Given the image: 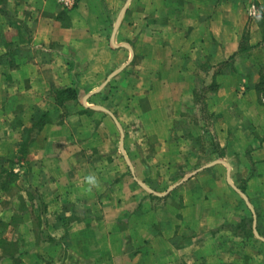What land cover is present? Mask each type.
<instances>
[{
	"label": "crops",
	"instance_id": "1",
	"mask_svg": "<svg viewBox=\"0 0 264 264\" xmlns=\"http://www.w3.org/2000/svg\"><path fill=\"white\" fill-rule=\"evenodd\" d=\"M263 29L264 0H0V264H264ZM201 84L223 157L186 140Z\"/></svg>",
	"mask_w": 264,
	"mask_h": 264
},
{
	"label": "rangeland",
	"instance_id": "2",
	"mask_svg": "<svg viewBox=\"0 0 264 264\" xmlns=\"http://www.w3.org/2000/svg\"><path fill=\"white\" fill-rule=\"evenodd\" d=\"M197 89H198L197 98L198 100H200L199 101L200 106L198 108L203 109L204 113L202 114L194 113V111H191L186 114L185 117V121L187 122L186 126L193 127L197 132L196 135H192L191 132H186L185 136H186V140H188L191 144L199 145L198 147L200 151L198 150V153H200V156H202L203 152H206L210 146L213 145L219 146L217 140L213 136V133L215 132L214 128L217 126L219 119L215 115H212L210 112H208V108L206 106V100L208 95L210 94L207 92L208 87H205L203 86V84H201L200 86L197 87ZM188 133H190L191 135H189ZM204 137H206V139ZM218 146H217V152L218 154H222L223 152L221 153ZM212 150L214 151V149H211V151ZM17 189L14 188V190Z\"/></svg>",
	"mask_w": 264,
	"mask_h": 264
},
{
	"label": "trees",
	"instance_id": "3",
	"mask_svg": "<svg viewBox=\"0 0 264 264\" xmlns=\"http://www.w3.org/2000/svg\"><path fill=\"white\" fill-rule=\"evenodd\" d=\"M263 36H264V29H263ZM248 41H249V35H248V33L247 34L245 33V35L243 37V41L241 42V46L239 48V52L240 53H243V52L246 51V48H245V45L244 44L246 42H248ZM234 57L235 56H232L228 61H226V63L227 64L230 63V61L234 60ZM263 78H264V76H263ZM258 88H259V90H258L259 93H262V92L264 93V86L263 87L262 86H259ZM217 89H218V85H216V84L215 85H212L209 88L210 92L211 91H215ZM74 92H75L74 89H67V90H58L56 93H57L58 100L63 101L65 98H67L68 100L72 99L73 98V95H74ZM195 98H196V95H195ZM196 102H197V100H196ZM217 146L216 145L215 146L213 145L212 147H213L214 150L217 151ZM219 156L220 157H223L224 154L223 153L222 154H219ZM7 174H8V176L5 178L4 185H3V187H5V188H6V185H11L15 181V177H16L13 172H10V173H7ZM3 175H4V172H3Z\"/></svg>",
	"mask_w": 264,
	"mask_h": 264
},
{
	"label": "built area",
	"instance_id": "4",
	"mask_svg": "<svg viewBox=\"0 0 264 264\" xmlns=\"http://www.w3.org/2000/svg\"><path fill=\"white\" fill-rule=\"evenodd\" d=\"M65 11L73 10L77 5V0H56Z\"/></svg>",
	"mask_w": 264,
	"mask_h": 264
},
{
	"label": "clouds",
	"instance_id": "5",
	"mask_svg": "<svg viewBox=\"0 0 264 264\" xmlns=\"http://www.w3.org/2000/svg\"><path fill=\"white\" fill-rule=\"evenodd\" d=\"M87 180H88V183H89V184H94V183H95V178H94V177L89 176V177L87 178Z\"/></svg>",
	"mask_w": 264,
	"mask_h": 264
}]
</instances>
